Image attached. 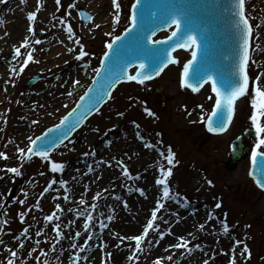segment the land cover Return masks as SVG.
Masks as SVG:
<instances>
[{
	"label": "rangeland",
	"instance_id": "obj_1",
	"mask_svg": "<svg viewBox=\"0 0 264 264\" xmlns=\"http://www.w3.org/2000/svg\"><path fill=\"white\" fill-rule=\"evenodd\" d=\"M85 1L87 0L72 2L61 0L57 5L53 0L55 12L51 18L44 21L37 15L30 25L33 31L29 32L26 29L23 31L25 35L22 37L23 41L21 36L15 41L9 40L11 53L0 51V77H3V71L8 70L12 61H15L13 69H16V72L9 71L8 74L12 76L15 73L17 78L14 80V77L10 76L15 82H10L11 79L0 80V97L4 99L3 106H0V152L5 153L7 157H0V208L11 200L4 212L6 224L0 238V264H8L9 260H14L15 264H48L49 256L53 255L54 248L59 245L69 247V256L65 264H71L74 259L77 264H81L78 246L86 233L91 235V226L102 231L101 224L105 225L104 230L109 231L108 234L105 233L110 237H98L96 243L100 249L97 250L96 247L92 249L93 252L97 250V255L104 249L98 258L99 264H143L145 250L150 235L155 233L157 219L159 215L168 212L172 213V216L182 213L190 220L201 221L197 224L198 227L194 226L196 230L200 229L201 225H206L208 229L203 230V234L200 233L203 237L196 238L191 226L173 235L170 240L172 248H176L174 245L182 242L186 247H181V250L177 248L178 256L166 258L159 264H195L190 260L189 256L192 255L190 251L193 248L203 250L205 236L212 240L211 253L204 257L199 255L197 264H204L205 261L208 264H227L233 257L236 264H264V192L259 190L250 178V162L246 157L232 172L227 171L225 167L232 153V142L240 136L244 137L247 130L254 127L250 119L253 112L251 96L245 95L236 108L233 121V124L238 121L236 128L231 127L222 135L208 132L206 120L213 109L215 98L211 87L194 93L181 86L184 65L189 59L186 52L177 53L178 63L169 67L157 80L145 84L120 85L100 115L90 120L67 144L55 152L51 159L21 158L20 149L25 150L24 156L27 157L29 138L34 140L47 128L57 124L72 109L94 77L106 44L129 24L131 0H119L121 10L119 21L104 26L99 23V14L101 16V13L111 9L113 2L107 0L106 4L95 8L92 1ZM40 6L41 9H45L44 5ZM4 7L5 4H0V30L2 27L6 29L8 23L5 17H9L11 11V9L3 11ZM80 8L92 14L91 24L83 25L78 19L77 12ZM245 11L253 26L251 55L255 63L250 61L248 69L249 91L253 92L258 83L255 77L264 76V0H245ZM52 20L56 22L53 29L49 27ZM58 24L63 25L66 31L71 25L73 42L77 46L68 56L69 59L57 67L58 59L43 62L41 56L51 44V37L57 33ZM40 32L46 33V36L40 38ZM8 36L10 33L4 31L2 39H8ZM25 40L28 41L27 47L23 46ZM37 40L40 43H36ZM17 47L21 51L19 57L15 54ZM80 51L88 55L77 59ZM29 53L33 56V61L24 67V60ZM9 58H12V61H9ZM51 62L57 63L56 67L52 68ZM73 63L75 70L70 72L72 74L60 78L62 72L72 69L69 66ZM21 67H24L22 72L19 70ZM78 70L82 75L74 79V74H77ZM40 75L43 79L39 84L25 87L29 79ZM156 85L163 86L161 94L155 93ZM166 96L172 100L166 101ZM146 109L154 115H148ZM202 117L204 122L201 120ZM243 120L246 122L243 123ZM261 125L264 126V116ZM114 127L120 132L130 131V142L125 146L115 145L112 149V140L106 135L111 131L110 128ZM98 129H102V132L101 130L98 132ZM106 141L107 148L104 146ZM243 141L248 142L251 150L255 147L256 138H244ZM135 147L140 151L149 149L152 153L155 149H160L164 152L162 158L167 157L169 148L175 154L176 163L172 166L173 174L168 181L171 197L169 203H165L167 200L160 196L157 206L147 210L141 207L138 201L134 202L145 198L143 190L146 188H138L136 178L148 163L141 159ZM95 149L111 150L108 156H97L101 165L99 167L109 168L113 176L95 178L92 184H85V188H72L70 185L75 182L72 181L75 173L69 172L68 164L78 162L79 168L91 174L96 168L95 166L93 168V160L90 158L94 155ZM260 150L264 151V146ZM154 152L160 157L156 150ZM11 158L13 161H9ZM52 162L63 164V171L52 172ZM124 163L128 166H124ZM168 167L166 162L164 168ZM10 168H18L21 174L16 175L8 171ZM125 170L129 173L127 176L124 175ZM115 175L117 176L114 177ZM151 178L156 182L160 178V169L153 173ZM209 180L212 181L211 184L208 183ZM154 186L159 187L163 195L162 186L156 183ZM65 188L67 189L64 190ZM127 195L132 197L126 198ZM134 195L139 199H135ZM66 198H69L68 201ZM43 199L45 200L41 203ZM130 199L131 206L132 204L137 206L131 207ZM106 203L118 204L119 207L120 204H124L125 208H129L125 210L128 214L141 215L146 212V217L149 218L159 204L162 203L164 207L157 211L153 229L149 230L141 249L137 250L135 241L130 238L142 235L147 225L139 227L136 231L126 230L120 224L116 225L113 216L118 214L117 208L103 211L106 216L103 219L99 218L100 221L93 225V218L88 220L94 211L93 206L98 204L102 206ZM217 203L221 205L220 208L215 207ZM67 214H70L69 221H66ZM49 215L54 217L53 220H44ZM222 221L229 225V233L224 234L223 242L220 241L221 238L215 240L217 236L214 235L215 232L223 233ZM63 222L65 226H59L61 235L57 236L56 225ZM85 222H89L87 230L84 228ZM237 240L242 243L239 245L236 243L233 247ZM93 241L94 239L89 238L88 244ZM110 245L114 247L113 250L109 249ZM127 245L131 258L115 262L116 251ZM244 245H247L250 256L244 253ZM12 252L16 253L15 257L12 256ZM217 254L218 257H212ZM186 255L188 256L183 259Z\"/></svg>",
	"mask_w": 264,
	"mask_h": 264
},
{
	"label": "snow or ice",
	"instance_id": "obj_2",
	"mask_svg": "<svg viewBox=\"0 0 264 264\" xmlns=\"http://www.w3.org/2000/svg\"><path fill=\"white\" fill-rule=\"evenodd\" d=\"M2 2V0H0ZM61 0H55V3L59 5ZM115 8L117 11L120 9V4L117 2V0H112ZM141 0H136V4L132 5L133 12L131 16V25L128 29H126L125 36H116L114 38V41L112 43H108L106 45L107 51L104 53V59L101 60V67L96 69V75L100 76L101 75V69L105 67V61H111L112 56H110V53L119 58L121 56L120 50H119V45L114 48V44L116 41H123L125 40L129 35H131L134 30L137 28V5H139ZM75 7V5H73ZM230 11L234 17H236L235 20V27L239 30L240 33V42H239V53H238V63L236 65V69L233 73V78L229 80H224L223 78L221 79V83L223 86L228 89V91L221 93L220 89L217 88L216 81L212 79L211 76L208 77L207 81H211V88L212 92L216 94L215 98V107L213 108V111L211 113V116L208 117L206 123L208 125V131L209 132H218V131H223L225 129L226 123H231L232 117L235 112V104L237 100H239L241 97H244L245 95H250L251 96V106L253 109L252 115L250 117L252 125L255 128V138H256V144L255 147L252 149L251 156H252V163L253 167L257 165V158H261L259 163L262 171H264V151L260 150L262 146H264V126L261 125V117L264 116V89H262L259 86V83H257V86L255 87L253 92L249 91V63L250 61L252 63H255L254 60H252V55H251V39L253 36V26L251 25L249 21V17L246 15L245 11V0H233V3L231 5ZM87 19H91V17H86ZM28 21L34 22L36 19V13L31 12L28 14L27 17ZM116 20L119 21V15H116ZM63 22V21H61ZM171 22L176 25V31L172 32V37H177V46L182 47V48H188L192 49L191 51V56L192 59L189 60L185 65L183 69V75H182V82L181 86L182 87H187L191 88L193 92H198L201 87H203V84L201 83L202 80H204V67L203 66H198L192 73V78L196 81V84H189L187 83L186 78L189 75L190 70L192 69V65L196 62L197 60V54L198 50L201 48V43L197 39V35L195 34L194 28L191 24L190 20L185 21V26L182 29L181 28V20L179 17L172 16L171 17ZM140 23L143 25L144 23V13L141 10L140 11ZM99 27V25H97ZM28 31L31 32L33 31V28L30 26L28 28ZM67 32L69 34V37L71 38L73 35V29L71 25L67 27ZM178 33L180 34L178 36ZM172 37H169L171 39ZM133 39L136 40L137 42V53H138V59L139 60H148L149 64L145 65V63L141 62L139 64V69L140 71L136 72L135 75H126V67L131 66L129 64H124L121 65L118 62L113 63L112 66L109 68V71L115 72L116 69H119L122 73L126 75L127 80L129 81H137L138 83H144V80L150 79V75H145L146 69H150L152 73L155 75H159L165 67H167L168 63H178V61L171 56V53H168L167 56V62H165L164 58V50H159V49H151L147 46V43H144L143 40L137 35L133 37ZM180 41H183L181 43ZM148 42L152 44H156L158 42L156 41H151L150 37L148 38ZM36 43H40L39 40L36 41ZM28 41L25 40L23 42V46L27 47ZM205 51H206V42H205ZM257 49L259 48V45L256 46ZM71 51V49H70ZM15 54L17 57L21 55L20 48L17 47L15 49ZM88 55V53L84 51H80L79 55L77 56V59H82L84 56ZM33 61V56L31 53L28 54L27 59L24 60V67L27 66V64ZM24 67H21L20 71L22 72L24 70ZM255 80L257 82L260 81V76L258 75L255 77ZM78 83V81H77ZM95 83V82H94ZM114 84H108L107 82L103 83L100 85V88L96 89V97H101L102 98V93L104 92L106 87H112ZM88 92H93V89H88ZM87 96V93L85 94ZM110 95V93H109ZM96 97H92L89 99V103H91V100L96 99ZM85 97H81V100H84ZM209 99H212V97H209ZM84 105H78L77 108L83 107ZM148 111V115L152 116L154 113L151 111ZM76 113V109H73L71 113L68 114V116H65L64 119L61 121V125L57 126V129L62 128L65 126V122L69 121V117L73 116ZM226 114V115H225ZM202 122L203 117L201 118ZM79 121L77 120V123ZM215 125V127L213 126ZM74 126V125H73ZM57 129H49V133L57 131ZM71 130V128H69ZM61 135L65 136L67 133L66 132H61ZM47 135V134H46ZM31 141V144L33 145L32 147H29L27 149L28 155L27 157L24 156L25 150L20 149V155L21 158H26L28 160L32 159L33 155L40 156L44 160L49 159V154L47 151H36L35 145H36V140H32L29 138ZM40 141H43L41 144V148H47L51 144H55L56 140L59 139L58 136H53L50 138L46 137H39L37 138ZM151 147V145H149ZM168 155L166 157L167 164L169 167L167 169L164 168L163 165L160 166V178L156 180V184L162 186L163 189V197L165 199H169L170 197V188H169V178L172 176L173 171H172V166L175 165V154L172 152V150L169 148L168 149ZM161 155H164V153H161ZM0 157L7 158L5 156V153L0 152ZM64 169V165L61 163H51V170L52 172H62ZM8 171L20 175V170L18 168H10ZM129 173L127 170H125L124 175H128ZM250 175L253 177L255 180L257 186L261 189H264V180L258 179L253 173H250ZM55 183V181H53ZM61 183H64L61 181ZM209 184L212 183V181H208ZM142 192V190H141ZM143 194V193H142ZM81 203H84V201H81ZM164 205L161 203L158 205V208L152 212L151 214V220L148 221L147 226L143 230L142 235H136L131 237L130 239L135 241V246L137 250L141 249V244L145 241V238L149 235V230L153 229L154 227V221L157 219V211H159L160 208H163ZM216 208H220L221 205L217 203L215 205ZM57 208H59V205H57ZM53 216L49 215L46 217V220L52 221ZM211 219V217H209ZM111 219V217H109ZM88 220H91V217H88ZM222 226H223V232L225 234L229 233V225L227 224L226 221H222ZM89 227V224L86 223L84 225L85 230H87ZM101 227H105V225L101 224ZM203 227V225H201ZM57 228V236H60L61 233L59 231V225H56ZM25 232H27V229H25ZM79 235V233H77ZM236 243L239 245L242 243V241L237 240ZM23 247V245H21ZM176 248H181V247H186L184 243H177L174 245ZM244 253H247L250 256V252L248 250L247 245H244ZM13 257L16 256L15 252L11 253ZM8 264H15L14 260H9ZM204 264H208L207 261L204 262ZM230 264H236V259L235 257L232 258L230 261Z\"/></svg>",
	"mask_w": 264,
	"mask_h": 264
},
{
	"label": "bare ground",
	"instance_id": "obj_3",
	"mask_svg": "<svg viewBox=\"0 0 264 264\" xmlns=\"http://www.w3.org/2000/svg\"><path fill=\"white\" fill-rule=\"evenodd\" d=\"M88 1H92V6L97 8L99 6H102L104 3L106 4L107 0H87L85 2ZM112 2V0H110ZM118 1V0H117ZM0 4H5V9L3 11H6L11 9L10 13H9V17H5L6 22L8 23V25H6V29H4L3 27L1 28L2 30H0V51L1 53H11L10 52V48L11 45L9 44V40L15 41L16 39H20L21 36V41H23V36L24 35V30L30 27V21H28L27 17L28 14L31 12H35L36 16L40 15L42 17V19L45 21L48 18H51L55 12L54 6H53V0H2V2H0ZM40 4L45 6V9H41ZM116 15H120L119 10L117 11V9L115 7L109 9L108 11L106 10L105 12L101 13V16L99 14V23H102L103 26L104 25H108L111 23V25L116 24L117 20H116ZM59 25V24H58ZM101 25V24H100ZM4 31L9 32L10 36H8V39H2V35H4ZM57 33L54 34V38L51 40V44L48 45V47L44 50V55L41 56V60L43 62H50L53 61L55 58L58 59L57 63L53 64L54 62H51V67H58L63 65L62 63L69 59L68 56L70 55V52L74 49V45L72 44L73 42V38L69 37V35H67L65 29L62 26H57L56 28ZM61 31V32H60ZM12 36V37H11ZM19 46L21 45V42L19 40ZM71 49V51H70ZM3 50V51H2ZM7 50V51H6ZM9 50V52H8ZM6 51V52H5ZM190 53V52H188ZM11 57V56H10ZM8 60V59H7ZM73 60V59H72ZM9 61H12V58H9ZM15 64V61L11 63V65L9 66V69H5L3 72V77H0V80H10V76H9V71L11 69H13V66ZM57 64V65H56ZM56 65V66H55ZM69 68L71 70L69 71H64L61 73V77L60 78H64V77H68L70 74V72H72L73 68H75L74 63L71 64L69 66ZM1 70V68H0ZM165 74V72L163 73V75ZM78 75H82V72L80 70H78L77 74H74V79H77ZM76 77V78H75ZM66 84V82H63ZM259 86L264 89V76L260 77V81L258 82ZM1 95V94H0ZM243 97H241L239 100H237L235 106L237 108L238 104L242 101ZM241 100V101H240ZM4 103V99L2 97H0V106H3ZM2 111V110H1ZM179 117V116H178ZM177 117V118H178ZM176 118V119H177ZM246 121L243 120V123H245ZM238 125V121H236L233 126L232 129L236 128V126ZM119 129H115L113 133L109 134L110 139L112 140V149L116 147L123 145L125 146L126 144H128L130 142V131L125 130L124 132L121 130V132L119 131ZM108 137V136H107ZM136 148V147H135ZM145 150V149H144ZM142 150L140 151L139 149L136 148V152L140 153V157L142 160H146L147 166L144 165L143 167V171H141V174L139 177H137V183L136 186H138V188H146V190L144 191L143 189V193L145 198L144 199H140V200H136L134 201L135 203L138 201L141 205V207L146 208L147 210H151V208H154L155 206H157L158 200L161 196V190L158 187L154 186V180H152L151 177H153V173L155 174V172H157L160 169V166L164 164V160H162L160 157L155 155V152L149 149H146L145 151ZM98 152V156L102 155V156H108L111 153L110 151H106L104 149H96L95 153ZM101 156V157H102ZM13 158V157H12ZM11 159H9V161H13ZM96 162H98V157L95 156ZM69 168V172L71 171V169L75 172V174L77 175V180L75 181V183L72 185V188L75 189L76 186L79 187H83L85 188V184L89 183L92 184L94 179H102L104 177L106 178H110L112 177V173L111 170L107 167H96V169L93 171V178L91 177H85V175L90 174L87 171H83L81 168H77L76 164H69L68 166ZM84 175V176H83ZM117 175H115L114 177H116ZM154 182V183H153ZM147 193V194H146ZM137 195H134L133 197H135V199H139L136 197ZM130 201V206L132 203V199L129 200ZM126 202V201H125ZM121 206L119 207L118 204H112V203H106L105 205H102L101 207H99V209H96L94 211L91 212V219L93 218V223L100 221L99 218L103 219V217H105L106 215L103 214V211H106L107 209H111V208H117L118 210V214L114 217L113 221H115L116 225L120 224L121 226L123 225V228L126 230H133L136 231L138 230L139 227H142L144 225V227L146 226V222L149 218L146 217V212L144 214L141 215H131L128 214V212H125V210L129 209L128 207L125 208L123 205L124 204H120ZM133 206H137L136 204H132L131 207ZM97 206L95 205L94 208H96ZM146 210V211H147ZM168 212L167 214H161L157 220V224L154 227V231L155 233H152L150 235V240L147 244L146 250H145V258H143V264H159V263H163L164 259L168 258L171 259L173 256H178V251L177 248H172L171 247V243L170 240H172V238H170L171 236H173L174 234L177 235L179 233V231H181V225L184 223H187L188 226H191L193 228V230L195 232H198L194 226H197L198 223H200L201 221H193L188 219L187 217H185L184 214L182 213H178L177 216H172V213ZM66 217V221H69L70 219V214L65 215ZM148 218V219H147ZM89 223V222H85ZM60 227L65 226L64 222L60 223L59 225ZM204 227V225H203ZM104 230V229H103ZM102 231H98L97 227H92L90 229L91 235L89 236L87 233L83 236L79 246H78V252L81 256V264H99L98 262V258L101 257V253L103 252V250L101 251V253L99 255H97V250L100 249L97 246L96 240L98 239V237H110L108 236V230L105 231L107 232V234L105 232ZM220 231V230H219ZM103 232V233H101ZM73 236V234H71ZM93 235V237H92ZM107 235V236H106ZM196 238L199 236V234H196ZM123 236V235H122ZM218 238H221L220 241L223 242L224 238L220 235L217 234ZM92 237V238H91ZM200 237H203L202 235ZM93 240L94 241L91 244H88V240ZM113 241V239H112ZM67 243H68V239H67ZM95 243V244H94ZM212 240L211 239H205L204 241V245H203V250L201 253H195L196 255L193 256L190 260L194 261L195 264H197L196 260L199 259V255L204 257V256H208L211 253V246ZM96 247V252H93V248ZM76 248V247H75ZM110 250H113L114 247H112L111 245L109 246ZM81 252V253H80ZM87 252V253H86ZM129 245H127L126 247H124L123 249H118L115 253V262H117L118 260L122 259L124 261H127L131 258V254H129ZM53 255L49 256L48 264H65L66 259L69 256V247H65L64 245H59L56 248H54L53 250ZM219 254V253H218ZM212 255L213 258L218 257L219 255ZM154 255V258H152V256ZM96 258V259H95Z\"/></svg>",
	"mask_w": 264,
	"mask_h": 264
},
{
	"label": "water",
	"instance_id": "obj_4",
	"mask_svg": "<svg viewBox=\"0 0 264 264\" xmlns=\"http://www.w3.org/2000/svg\"><path fill=\"white\" fill-rule=\"evenodd\" d=\"M232 3L233 0H141L137 6V28L125 40L119 41L114 46L116 48L119 45L121 56L117 58L110 53L112 60L105 62V67L93 86V92H90L89 98L83 104L84 106L76 111L71 121L68 122L69 124L67 123L59 130V133L56 135L59 137L57 140L65 138V136L60 134L61 132H66V137L69 136L81 121L107 99L108 93L114 86L106 87L102 93V98L96 97L95 90L100 88L101 84L107 82L108 84L116 85L125 78V74L119 69H116L115 72L109 71L113 63L118 62L121 65L130 63L132 66L137 62L143 61L138 59L137 42L133 37L138 35L151 49L164 50L165 62L167 61L168 53H171L177 44V37L156 44L148 42V38L152 39L158 32L171 27L174 24L171 22L172 16L180 18L182 29L185 26L186 19L190 20L197 39L201 43L197 60L193 64L194 69L198 66H203L204 79H207L209 76L214 79L218 77H223L226 80L232 79L240 51V33L235 27L236 17L230 11ZM141 10L144 13L143 25L140 23ZM205 42L207 45L206 51L204 47ZM144 61L146 63L148 60L145 59ZM131 66L126 67V72ZM36 81L37 79H34L29 84L31 85ZM92 97H96V99L91 100V103H89V99ZM77 120L79 121L78 123ZM35 149H42L40 143L36 144ZM245 154L246 150H244L238 141L236 151L231 161L227 164V168L234 170L245 157ZM260 159L259 157L257 158L258 162L254 169V175L258 179L264 180V171H262L259 163Z\"/></svg>",
	"mask_w": 264,
	"mask_h": 264
}]
</instances>
